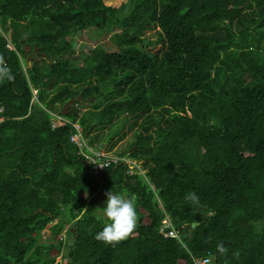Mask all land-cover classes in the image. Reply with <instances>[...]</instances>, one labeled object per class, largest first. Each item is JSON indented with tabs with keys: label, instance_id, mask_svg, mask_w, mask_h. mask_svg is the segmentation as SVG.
I'll list each match as a JSON object with an SVG mask.
<instances>
[{
	"label": "trees",
	"instance_id": "trees-1",
	"mask_svg": "<svg viewBox=\"0 0 264 264\" xmlns=\"http://www.w3.org/2000/svg\"><path fill=\"white\" fill-rule=\"evenodd\" d=\"M0 62V264H264V0H0ZM78 93L63 116L84 137L117 125L99 150L127 130L115 154L143 174L93 177L73 126H51ZM110 190L135 199L138 227L106 244ZM165 215L177 237L158 233Z\"/></svg>",
	"mask_w": 264,
	"mask_h": 264
},
{
	"label": "clouds",
	"instance_id": "clouds-1",
	"mask_svg": "<svg viewBox=\"0 0 264 264\" xmlns=\"http://www.w3.org/2000/svg\"><path fill=\"white\" fill-rule=\"evenodd\" d=\"M5 79L11 81L13 75L10 69L0 62V81ZM105 195L107 198L102 207V216L106 219V222L103 224L102 230L96 233L95 239L111 244L126 239L138 227V217L136 202L133 197L125 198L123 195L111 190ZM185 200L194 210L199 211L202 207L200 198L195 192H189L185 196ZM217 250L223 252V246L218 244Z\"/></svg>",
	"mask_w": 264,
	"mask_h": 264
},
{
	"label": "built area",
	"instance_id": "built-area-1",
	"mask_svg": "<svg viewBox=\"0 0 264 264\" xmlns=\"http://www.w3.org/2000/svg\"><path fill=\"white\" fill-rule=\"evenodd\" d=\"M36 99V90L32 89V98L30 103H32ZM52 120L51 126L55 127L56 125L63 123H70L74 131L71 133L69 137V141H71L76 147L79 149L80 154L84 158V161L90 165L91 167V175L95 178H98L101 171L108 167L111 163H117L121 161L126 164L128 174H132L134 172H138L143 174L144 170L138 166V162L131 157L118 156L112 153L103 152L104 150H94L88 143H86V139L83 135V128L78 124L77 121H69L65 117L51 113ZM2 119L0 118V121ZM158 233L163 237H177L178 231L171 225V222L167 215H165L160 222L158 227ZM58 239H62V235L58 236ZM212 258L211 256L204 257H192V264H211Z\"/></svg>",
	"mask_w": 264,
	"mask_h": 264
},
{
	"label": "rangeland",
	"instance_id": "rangeland-1",
	"mask_svg": "<svg viewBox=\"0 0 264 264\" xmlns=\"http://www.w3.org/2000/svg\"><path fill=\"white\" fill-rule=\"evenodd\" d=\"M92 35L89 34V32L85 31L83 32V34L81 36H77V37H74L73 39V42H74V45H75V50H76V53L78 54V57H81L82 56V53L86 52L88 50V48L90 47H93L94 46V39L91 38ZM91 102H93L95 100V97L92 96L91 98ZM93 104L94 103H83L82 104V107L81 110H84L85 108H88V106L90 108L93 107ZM117 122V121H116ZM115 122V123H116ZM108 125H105L103 128H96L94 129V125H92L88 131L86 132L85 134V141L86 143H90L91 147L94 149V150H99V147H106V145L104 144H107L106 142L109 141L107 138L103 141L101 140V137L104 136V135H108L110 133H112L116 128H117V125H113L112 128L110 127H107ZM124 130H126V128H124ZM127 134L125 135V137H122L118 142H113V146H112V150H109V151H103V152H106V153H112V154H115V150L119 149L121 146H124L127 139H129L131 133L127 132V130L125 131ZM117 137L115 138V141H116ZM100 150H103L102 148H100ZM138 162V161H137ZM138 166H140V163L138 162ZM99 195H100V199L98 197L99 202H102L106 200L107 197H103L100 192H99ZM96 212H99V209L96 208L95 210ZM55 222V221H54ZM54 222H51L49 224H47V226L41 231L40 233V242H44V241H48L49 237H50V228L49 226L52 225ZM55 238L58 239V236L57 237H53V240H55ZM56 249H51L49 251V255H54L56 254ZM59 255H56L57 257V260L59 259L58 257ZM59 261V260H58Z\"/></svg>",
	"mask_w": 264,
	"mask_h": 264
},
{
	"label": "water",
	"instance_id": "water-1",
	"mask_svg": "<svg viewBox=\"0 0 264 264\" xmlns=\"http://www.w3.org/2000/svg\"><path fill=\"white\" fill-rule=\"evenodd\" d=\"M29 50H30V46L27 45V44H25V45H24V52H23V55L26 56L27 53L29 52ZM36 51H37V49H36V47L34 46V47H33V51H32V53H35ZM32 53H30V55H28V58L31 57ZM91 98H92V97H91ZM91 98H86V99L89 100V101H91V100H92ZM81 99H82L81 93H78L76 97H71V98L67 99V100L63 103V105H62V108H61V111H60L61 115H65V114H67L68 112H71V111H72L71 104L74 103V102H78V101H80ZM99 199H100V198H99ZM99 199H98V200H99ZM196 224H198V223H193L192 226H193V225H196Z\"/></svg>",
	"mask_w": 264,
	"mask_h": 264
}]
</instances>
